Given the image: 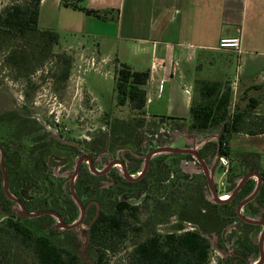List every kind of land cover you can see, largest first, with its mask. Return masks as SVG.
Segmentation results:
<instances>
[{"label":"rangeland","instance_id":"rangeland-1","mask_svg":"<svg viewBox=\"0 0 264 264\" xmlns=\"http://www.w3.org/2000/svg\"><path fill=\"white\" fill-rule=\"evenodd\" d=\"M16 1L23 3L28 0H0V13ZM73 16L72 12L59 7H50V4L45 5L40 12V29H48L59 35V42L52 47L49 58L45 59L41 55L34 57L32 41L29 39L16 37L0 47V142H7L13 133L22 128L29 134L24 139L27 147L37 140L39 145H42V143L52 144L59 138L63 142L74 143L76 149L68 147L55 149L54 146L46 148L49 149L46 159L48 177L55 187L61 184L62 189L70 185L79 159L91 158L94 167L101 171L112 161L122 159L123 154H125L124 160L129 161V151L141 154L150 151L154 135L163 134L169 137L173 133L166 124H161L159 120L152 117L143 118L139 113L132 111L129 105L118 106L115 82L116 61L109 62L108 58L105 60L93 57V52L96 53L94 55L98 54L97 48L100 41L95 36H83L74 32ZM81 46L86 47L87 56L80 55ZM106 51L102 47L100 53L104 54ZM13 52H16V56L28 57L27 65H21L20 69L14 67V63H11L9 58ZM62 57L70 61V74L65 82L60 79L65 67ZM233 63L231 80L236 79L235 60ZM231 89L233 93L231 111H234L236 107L246 108L250 105V99L259 101L257 108L251 109L246 130L257 133L258 130L264 129V79L262 77L255 80L244 78L235 85H231ZM197 139L201 142H209L210 148H214L217 142L216 137H213L212 141L203 137H197ZM245 144L248 145V141ZM170 146L185 148V139L179 135ZM233 152L249 153L236 150ZM258 155H260L256 158L258 168L264 170V155ZM226 158L229 163L233 160L243 162V157L238 155ZM130 162L131 167L137 165V162L131 159ZM247 165L243 166L242 174L251 173L252 167ZM88 167V163H82L80 166L82 169ZM227 169L219 164L214 176L220 196L227 195V189L236 184V181L234 183L228 181L225 173ZM171 176L169 181L162 182L166 190H159V184L153 185L140 199L129 201L131 205L138 206L140 209L137 220L131 221V225L127 227L125 231L127 237L117 241L115 252H107L106 264H126L133 246L145 241L151 232L163 236L174 232L177 226L184 231H199L209 240L212 247L209 264H233L234 261H230L232 259L230 255L240 253L237 239L243 235L241 222L236 218H214L216 209L212 205L215 202L211 195L208 196L209 200L205 198L207 193L205 194L204 191H206L208 179L203 175L193 174L186 178L176 168V172ZM253 180L257 182V179ZM103 183L105 187H108V181ZM172 193H175V197ZM32 195H34L33 191ZM228 196L230 198V195ZM202 197L207 205L203 204ZM234 205L236 206V203ZM18 207L17 213L21 209ZM240 213L247 219L255 221L264 218L259 210L256 217L249 214L246 216V211L243 210ZM201 214L206 221L205 227L198 226L195 222L198 218L202 221L199 217ZM6 220L7 217L0 213V228L5 226ZM55 221L57 222V219ZM133 227L143 228L142 232L136 234ZM86 229L87 222L75 229L73 237L84 264H93L96 251L90 243ZM262 230L263 227L253 229L249 233V242L251 243V240ZM231 234L235 237L230 238ZM2 238L7 241L6 263L39 264L33 252L19 241L0 231V240ZM59 242L62 243L60 240ZM255 248L256 246L254 250ZM249 259H251L249 263L258 262L257 250L256 255H250ZM239 264H246V262Z\"/></svg>","mask_w":264,"mask_h":264},{"label":"trees","instance_id":"trees-1","mask_svg":"<svg viewBox=\"0 0 264 264\" xmlns=\"http://www.w3.org/2000/svg\"><path fill=\"white\" fill-rule=\"evenodd\" d=\"M82 1L63 0L62 4L73 10L84 11L79 6ZM40 6L41 0H28L23 3L16 1L0 13V47L16 37L29 39L32 41L34 57L41 55L45 59L49 58L52 47L59 42V35L48 29H40ZM87 13L94 14L93 11ZM9 58L11 63L15 64H20L23 60L24 62L29 61L28 57L16 56V52H13ZM61 59L64 61L65 67L61 72L60 79L65 82L70 74V61L65 57ZM149 79V71H137L128 64L116 60L115 82L118 106L129 105L132 111L139 113L144 118L147 105L145 87ZM195 88L199 100L193 102L189 118L159 116L155 119L159 120L161 124H166L173 132H184L190 136L203 138L218 136L219 140L218 143H215V147H219L222 157L235 155L243 157V162L233 160L230 163L227 178L231 183L246 174L247 172L242 174L243 166L251 163L247 166L252 167L251 171L254 170L260 175L263 184L256 205L250 204L247 210L249 215L255 216L258 210L260 211V208L264 207V170L258 168L256 159L260 155L233 152L231 139L234 134L238 133L247 132L246 134L252 136L264 134V129L258 130L257 133H252L253 131H249V129L246 130L251 109L257 108L259 101L250 99V105L246 108L236 107L234 111H231L233 93L229 83L198 80ZM168 142H170L169 138L159 134L158 139L151 142V147L152 149L162 147ZM39 144V140L34 141V146L28 155H17L15 160L13 157L11 158L12 166L9 169L6 167L9 191L16 200L24 204L28 213L55 211L62 216L65 224H72L78 218L79 211L73 200L71 188L68 186L62 189L61 184L55 187L51 183L46 167L49 151L46 148L50 145ZM131 153L135 152L131 151ZM131 153L129 156L134 159ZM192 158L189 154H163L155 159L144 176L137 180H128L112 174L114 186L110 189L102 187V182L107 179V176L94 175L88 169L79 173L74 186L77 196L84 202L96 200L101 206L98 218L88 231L90 243L96 251L93 264H106L107 252H115L117 241L127 237L125 232L127 227L131 225V221L137 220L140 209L138 206L131 205L129 201L140 199L150 186L158 185L159 182H161L159 190H166V186L162 182L169 181L182 159L191 160ZM135 162L137 165L128 170L129 174L140 171V161ZM157 174H160L159 178H157ZM182 174L184 177H188V175ZM234 186L227 189V195L233 192ZM253 189L254 183L250 181L238 196L237 201L212 205L216 209L214 218H236L241 222L243 235L237 239L240 253L244 250H248L250 253L257 250V247L254 250L256 245L253 240L251 243L249 242V233L259 226L246 223L236 215L237 203ZM32 191L34 195H32ZM111 193V201L108 202V194ZM202 200L203 204L207 205L204 202V197ZM13 206L18 207L19 205L5 195L2 180H0V213L7 217L5 226L1 227L0 231L10 235L14 240L31 250L39 264H84L76 249L75 239L71 235L72 230L55 228V218L51 215L28 218L23 216L21 211L19 213L14 211ZM94 208L96 207L94 206ZM199 217L202 218V221L198 218L195 220L196 224L205 227L206 221L203 215L201 214ZM206 220L208 223V219ZM133 228L136 234H140L143 229ZM179 230L181 227L177 226L174 233L163 236L151 232L145 241L133 246L126 264H209L212 250L209 240L199 231L178 233ZM233 237L235 236L231 234L230 238ZM6 242L4 238L0 240V264H9V262L6 263L5 257L8 252Z\"/></svg>","mask_w":264,"mask_h":264},{"label":"crops","instance_id":"crops-1","mask_svg":"<svg viewBox=\"0 0 264 264\" xmlns=\"http://www.w3.org/2000/svg\"><path fill=\"white\" fill-rule=\"evenodd\" d=\"M62 1L41 0L40 12L47 4L72 12L73 31L100 41L95 59L149 71L144 118H189L198 80L231 86L264 79V0H83L84 11ZM230 37L240 38L238 52L219 49L220 39ZM231 149L264 155V134H234Z\"/></svg>","mask_w":264,"mask_h":264},{"label":"flooded vegetation","instance_id":"flooded-vegetation-1","mask_svg":"<svg viewBox=\"0 0 264 264\" xmlns=\"http://www.w3.org/2000/svg\"><path fill=\"white\" fill-rule=\"evenodd\" d=\"M27 63H28V61L26 60L25 62H24V60L23 61H21L20 62V64H15L14 63V67H16V68H21V65H27ZM12 122H14V120H12ZM17 128V126H16V124H15V129ZM172 131V130H171ZM18 132V133H17ZM17 132L16 133H13L11 136H10V138H9V140L7 141V142H0V180H2V187H3V191H4V193H5V189H4V184H5V177H6V179H7V183H8V189H9V178H8V175H7V168L9 169V167L10 166H12V163L10 162V160H11V158L13 157V160H15V158H16V156L17 155H28L29 153H30V150H31V148H33V144L30 146V147H27V144H26V142H25V140L24 139H26L28 136H29V134L27 133V132H25V130H22V128L20 129V130H17ZM173 132V131H172ZM161 135H163V134H161ZM183 136V138L185 139V148H181V149H192V147H194L195 148V150L198 152V154H199V156H200V158L203 160V162H204V165H206L207 166V168H208V173H209V175H210V172H211V170L213 169V167H214V165H215V163H216V161H217V158H218V155H220V157H221V153H220V150H219V147H215L214 146V148L212 147V148H210V147H208V144H209V142H207V141H199L198 139H197V137H195V136H190V135H188V134H186V133H184V132H173L172 133V135H170L169 137H166L165 135H163L165 138H169V140H170V142L169 143H173L174 141H175V139H176V137L177 136ZM154 137V139L153 140H157L158 139V137H159V135H154L153 136ZM213 137H216L217 138V142L216 143H218V140H219V137L218 136H213ZM213 137H207L206 139H210L211 141H212V138ZM169 143L167 144V145H165V146H162V147H172V146H170L169 145ZM43 144V143H42ZM44 146H46V145H50V147H52V146H54L55 147V149H59L60 147L61 148H63V147H70V148H77L76 147V145L74 144V143H70V142H63L60 138L59 139H57V141L56 142H54V143H52V144H43ZM162 147H157V148H154V149H151L150 151H147V153H145V154H141L140 152H135V153H131V151H129L128 152V156H129V153H131V155H132V157H134V159H132L130 156V159L131 160H133L134 162L135 161H140V163L142 164L143 163V167H141V165H140V171L139 172H137V173H135V174H129L128 173V170L131 168V162H130V159H129V161H127V160H124L125 159V154H123V156H122V159H120L119 161H117V160H114V161H112L111 163H109L106 167H105V169L104 170H97L95 167H94V165H93V161H92V159L91 158H83L84 160H83V162L82 163H88L89 164V167L87 168L92 174H94V175H105V176H107V179L104 181V182H106V181H108V187H105L104 186V183L102 182V187H104V188H106V189H110L111 187H113L114 185V180L112 179V174H115V175H117L118 177L120 176V177H124L125 179H128V180H137V179H139L140 177H142V176H144V174L147 172V170L150 168V165H151V163L155 160V159H157L158 157H160L161 155H163V154H169V153H163V154H154V155H152L151 156V158H148V156L149 155H151V153H153V151H155V150H157V149H159V148H162ZM172 148H176V147H172ZM134 152V151H133ZM137 153V154H136ZM157 155H159V156H157ZM190 155V154H189ZM155 156H157V157H155ZM192 156V155H191ZM48 157V156H47ZM155 157V158H154ZM193 157V156H192ZM220 157H219V159H220ZM82 159V158H81ZM81 159H79V161H78V163H77V166H76V168H75V172L76 171H78L77 172V174H76V176H75V172H74V174H73V176L71 177V181H70V188H71V185L73 184V186H75V183L77 182V178H78V175H79V173L81 172V171H83V170H86V169H82V168H80V166H81V164H79L80 163V160ZM193 159V161H195L196 162V164H197V166L199 167V173H192V174H187V173H184L182 170H181V168H180V164L182 163V162H192L191 160ZM191 160H187V159H182L180 162H179V165H178V168H179V170L182 172V173H184V174H186V175H193V174H196V175H199V174H201V175H203L205 178H207L208 179V177H207V175H206V173H205V171H204V168H203V165H202V163H200L197 159H195L194 157L192 158ZM113 160V159H112ZM147 164V168H146V170H144L145 169V165ZM219 164H220V162H218L217 163V165H215L216 166V168H215V170H214V176H215V173H216V170H217V168H218V166H219ZM92 165V167L96 170V172H102V174H99V173H94L93 171H91L90 170V166ZM48 166V163H47V161H46V167ZM120 166V167H119ZM7 167V168H6ZM77 167H78V170H77ZM118 168H120V169H118ZM229 168H230V165H229V167H228V169L225 171V173H226V175L228 174V170H229ZM124 170H126V172H127V174H128V176L131 178V179H129V178H126L125 177V174H124ZM118 171H120V173L118 172ZM191 172H193L194 170H190ZM251 173H254V171H251ZM251 173H247V174H251ZM255 173H257L256 171H255ZM246 174V175H247ZM213 176V177H214ZM245 175H243L241 178H239V179H237L236 180V184H235V186H234V189H233V192L232 193H234V191L239 187V185H240V183H241V181H242V179H243V177H244ZM160 177V174H157V178H159ZM172 177V176H171ZM253 179H257L256 177H252V178H250V179H248L244 184H243V186L237 191V193L231 198V195H232V193L230 194V198H229V201L230 202H234V201H237V198H238V196L245 190V188H246V186L247 185H249V183H250V181H251V183H254V189H253V191L252 192H250L243 200H240L238 203H237V206H236V215H237V217H239V213H238V207H239V205L243 202V201H245L246 199H248L250 196H252L253 194H254V192L256 191V189L258 188V185H259V183H260V190H259V192H258V194L253 198V200H251L249 203H247L246 205H244L243 206V208H241V210H243L244 212L246 211V216H247V214H248V212H247V210H248V207H249V205L250 204H253V205H256V203H257V199H258V196H259V194H260V191H261V188H262V181L260 180V182H259V180H257V182L256 181H254ZM215 181V180H214ZM161 182H159L158 184H160ZM215 183V188H216V191H217V185H216V182H214ZM205 190L206 191H204V193L206 194L207 193V195H205V198L207 199V200H209L208 199V196H210L211 195V197H212V199H213V201H214V194H213V192H212V190L210 189V187H209V185H207L206 187H205ZM10 192V191H9ZM74 192H75V189H74ZM11 194V193H10ZM75 194H76V192H75ZM217 194H218V191H217ZM5 195H6V193H5ZM77 195V194H76ZM111 195H112V193L111 194H108V202H110L111 201ZM172 195L175 197V193H172ZM7 196V195H6ZM218 196L220 197V195L218 194ZM8 197V196H7ZM72 197H73V195H72ZM78 197V196H77ZM9 198V197H8ZM79 198V197H78ZM10 199V198H9ZM11 200H13V199H11ZM73 200H74V198H73ZM75 201V200H74ZM81 201V203H82V205H83V207H84V216H83V218H82V212H81V209H80V207H79V205L76 203V201H75V203H76V205H77V207H78V211H79V216H78V218L72 223V224H69V225H67V224H65L64 223V220H63V218H62V216L60 215V214H58L57 212H55V211H51V212H55L56 214H58V216L62 219V223L64 224V225H66V226H72V225H77L80 221H82L81 222V224L80 225H78V226H76V227H73V228H71V229H65V228H61V227H59V220L56 218V217H54L55 218V220L57 219V222L55 223V228H57V229H62V230H72V233H71V235L73 236V234H74V231H75V229H77L78 227H81V226H83V224L84 223H86L87 222V229H86V232H88L90 229H91V226H92V224L96 221V219L98 218V216H99V214H100V211H101V206H100V204H99V202H97L96 200H92V201H82V200H80ZM212 201V202H213ZM109 204V203H108ZM215 205H217V204H219V203H214ZM94 206L96 207V208H94ZM20 207V206H19ZM246 209V210H245ZM13 210L14 211H17L18 209H17V207H15V206H13ZM241 210H240V212H241ZM19 211H21V209H19ZM46 211H50V210H46ZM260 211H261V213L263 214V216H264V207H261L260 208ZM39 212H42V211H39ZM35 213H37V212H35ZM242 216H243V214L242 213H240ZM52 216V215H51ZM251 216H253V215H251ZM257 215H255L254 217H256ZM244 217V216H243ZM240 218V217H239ZM246 218V217H245ZM241 219V218H240ZM242 220V219H241ZM251 220V219H250ZM258 221H262V222H264V218L262 219V218H260ZM255 225V224H254ZM256 226H259V227H263L262 225H256ZM176 228V227H175ZM175 231H176V229H175ZM174 231V232H175ZM182 231H184L183 229H181V230H179V232H182ZM174 232H172V233H174ZM88 238H89V234H88ZM234 238V237H233ZM232 240V239H231ZM253 242H254V245H256V247H257V252H258V255H259V260H258V262L256 263H249V261L251 260V259H249V256L250 255H256V251H253L252 253H250V252H248V250H244V251H242V252H244V253H233V255H230V257L232 258V259H230V261H234L233 262V264H239L240 262H246V264H264V257H263V261L261 262V263H259L260 262V260L262 259V253H263V255H264V227H263V230L259 233V235L257 236V237H255L254 239H253ZM233 257H235V258H233Z\"/></svg>","mask_w":264,"mask_h":264},{"label":"water","instance_id":"water-1","mask_svg":"<svg viewBox=\"0 0 264 264\" xmlns=\"http://www.w3.org/2000/svg\"><path fill=\"white\" fill-rule=\"evenodd\" d=\"M163 153H173V154H174V153H180V154H190V155H192L195 159H197V160H198L200 163H202V165H203L204 171H205V173H206V175H207V177H208V185H209L210 189L212 190V192H213V194H214V202H215V203H224V202H226V201H222L221 197L218 196L217 191H216V188H215L214 177H213V176H214V170H215V168H216L215 165H217V163L219 162V157H220V155H218L217 161H216V163H215V165H214V167H213V169L211 170L210 175H209V173H208L209 171H208L207 166L204 165L203 160L200 158L198 152L195 150L194 147H192V149H181V148H172V147H162V148H159V149L153 151V153H151V155H149L148 158H151V156L154 155V154H163ZM83 160H84V159H81L79 164H81V163L83 162ZM146 168H147V164L145 165V169H144V170H146ZM77 170H78V167H77ZM90 170L93 171L94 173L96 172V170L92 167V165L90 166ZM77 172H78V171L75 172V176H76ZM96 173L102 174V172H96ZM124 174H125V177H126V178L131 179V178L128 176L126 170H124ZM252 177H256L257 180H259V182H260V180H261L260 175H259L258 173H255V172H254V173H251V174H247V175H245V176L243 177V179H242V181H241L239 187L234 191V193H232L231 198L237 193V191L243 186V184H244L248 179H250V178H252ZM4 189H5V193H6V195H7L10 199H13L14 201H16V202L18 203V205H19L20 208H21V213H22V215L25 216V217H28V218H34V217H39V216H43V215H52V216L56 217V218L59 220V227H61V228H65V229H71V228H73V227H76V226L80 225L81 222H82V221H80L77 225L66 226V225H64V224L62 223V219H61V218L58 216V214H56L55 212H51V211H42V212H37V213H28V212L26 211V208H25L24 204H23L22 202H20L19 200H16V199L10 194L9 189H8V183H7V179H6V177H5ZM259 190H260V183H259L258 188L256 189V191L254 192V194H253L252 196H250L248 199H246L245 201H243V202L239 205V207H238L237 210H238V213H239V217H240L244 222H246V223H250V224H255V225H262V226L264 227V222H262V221L250 220V219H247V218L243 217V216L240 214V210H241V208H243L244 205H246V204L249 203L251 200H253V198L258 194ZM71 192H72V195H73L74 200L76 201V203L79 205V207H80V209H81V212H82V218H83V216H84V207H83V205H82L80 199L77 197V195H76L75 192H74V186H73V184L71 185ZM263 257H264V255H263V253H262V259L260 260L259 263H261V262L263 261Z\"/></svg>","mask_w":264,"mask_h":264},{"label":"built area","instance_id":"built-area-1","mask_svg":"<svg viewBox=\"0 0 264 264\" xmlns=\"http://www.w3.org/2000/svg\"><path fill=\"white\" fill-rule=\"evenodd\" d=\"M241 48V40L239 37H230V38H222L219 41V49L221 50H230L238 52ZM162 86L160 87V91L162 90ZM219 162L222 167L228 168L230 163L226 157H220ZM180 168L184 173L192 174L199 173V167L197 166L195 161L192 162H182L180 164ZM194 170L191 172L190 170Z\"/></svg>","mask_w":264,"mask_h":264},{"label":"bare ground","instance_id":"bare-ground-1","mask_svg":"<svg viewBox=\"0 0 264 264\" xmlns=\"http://www.w3.org/2000/svg\"><path fill=\"white\" fill-rule=\"evenodd\" d=\"M221 199H222V201H227L229 199V196L228 195L221 196Z\"/></svg>","mask_w":264,"mask_h":264}]
</instances>
